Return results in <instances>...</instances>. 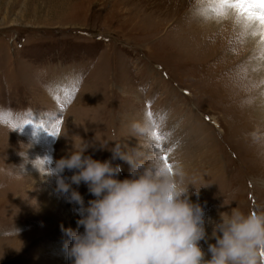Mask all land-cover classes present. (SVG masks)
<instances>
[{
    "label": "rangeland",
    "instance_id": "rangeland-1",
    "mask_svg": "<svg viewBox=\"0 0 264 264\" xmlns=\"http://www.w3.org/2000/svg\"><path fill=\"white\" fill-rule=\"evenodd\" d=\"M146 123L170 134L164 152L134 132ZM257 126L264 29L247 11L219 0H0V264H72L63 229L84 231L79 206L41 173L84 142L100 161L112 158L100 144L115 142L181 161L210 259L221 214L264 210V148L247 135ZM112 163L131 178L127 162ZM72 187L85 208L95 199Z\"/></svg>",
    "mask_w": 264,
    "mask_h": 264
},
{
    "label": "clouds",
    "instance_id": "clouds-1",
    "mask_svg": "<svg viewBox=\"0 0 264 264\" xmlns=\"http://www.w3.org/2000/svg\"><path fill=\"white\" fill-rule=\"evenodd\" d=\"M133 130L152 133L147 123L134 124ZM247 135L253 145L264 148V127ZM89 147L84 142L54 167L47 163L44 173L33 165L41 175L54 176L58 190L79 206L77 224L84 231L63 229L71 240L67 254L72 264H264V210L221 214L208 259L200 244L207 238L204 209L190 199L194 187L181 161L173 158L168 168L160 154L145 156L138 148L125 151L127 145L120 142L110 148L100 144L112 152L110 160L100 161L85 155ZM115 159L130 165L131 178H117L122 167L113 165ZM65 169L76 171L66 178ZM81 182L95 197L86 208L72 187Z\"/></svg>",
    "mask_w": 264,
    "mask_h": 264
},
{
    "label": "snow or ice",
    "instance_id": "snow-or-ice-1",
    "mask_svg": "<svg viewBox=\"0 0 264 264\" xmlns=\"http://www.w3.org/2000/svg\"><path fill=\"white\" fill-rule=\"evenodd\" d=\"M246 3H254L256 5H259L260 8L262 9V11L259 14L256 13H252L250 11H248L245 8V4ZM219 4L220 7L223 8L225 6H227L228 8H236L239 9L241 12V16L243 17V13L247 11V21L250 24L253 20H258L260 26L262 29H264V0H219ZM255 34V33H254ZM148 118L152 121V124L154 126L155 129L159 128V125H157L156 121L154 119H152L153 114L151 112H148ZM164 117H161V120H163ZM26 123H30V121H26ZM54 128H56V131H53L51 133L52 136H56L57 132H58V125H54ZM151 135L153 136L154 140L156 141L154 147L160 151V152H164V148L162 147V145L168 140L170 134L168 133H160L159 131H153L151 133ZM171 149H169L170 151ZM161 159L163 160V162L165 163V165L168 168H171V164L168 162L169 157L167 154H164L161 156Z\"/></svg>",
    "mask_w": 264,
    "mask_h": 264
},
{
    "label": "bare ground",
    "instance_id": "bare-ground-1",
    "mask_svg": "<svg viewBox=\"0 0 264 264\" xmlns=\"http://www.w3.org/2000/svg\"><path fill=\"white\" fill-rule=\"evenodd\" d=\"M205 16V15H204ZM215 22H216V20H215Z\"/></svg>",
    "mask_w": 264,
    "mask_h": 264
}]
</instances>
